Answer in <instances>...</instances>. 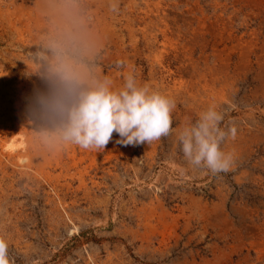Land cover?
I'll list each match as a JSON object with an SVG mask.
<instances>
[{"label": "rangeland", "instance_id": "374dc122", "mask_svg": "<svg viewBox=\"0 0 264 264\" xmlns=\"http://www.w3.org/2000/svg\"><path fill=\"white\" fill-rule=\"evenodd\" d=\"M42 2L0 0V236L12 264H264V0H85L98 72L169 96L173 131L55 151L27 119L43 87L29 73ZM210 107L236 128L221 145L226 172L190 165L178 139ZM12 136L21 150L4 149Z\"/></svg>", "mask_w": 264, "mask_h": 264}, {"label": "clouds", "instance_id": "9594fccd", "mask_svg": "<svg viewBox=\"0 0 264 264\" xmlns=\"http://www.w3.org/2000/svg\"><path fill=\"white\" fill-rule=\"evenodd\" d=\"M116 10V6H112ZM45 27L31 52L36 74L43 82L29 98L27 119L42 148L70 146L105 149L118 134L123 146L151 144L173 131L175 102L169 96L138 84L129 74L123 86L101 75L96 66L99 39L85 0H43ZM223 114L210 107L199 120L180 131L178 139L188 163L213 173L226 172L234 158L222 150L229 132L221 127ZM0 264H12L9 244L0 236Z\"/></svg>", "mask_w": 264, "mask_h": 264}, {"label": "bare ground", "instance_id": "6f19581e", "mask_svg": "<svg viewBox=\"0 0 264 264\" xmlns=\"http://www.w3.org/2000/svg\"><path fill=\"white\" fill-rule=\"evenodd\" d=\"M155 8H157V7H155ZM161 9V8H160ZM13 137V136H12ZM22 138H23V136H21V139L20 140H17V137H13V139L9 142V143H6V145H5V150H9V151H15V150H17L18 148H20V147H22V146H24V142L22 141ZM20 150H21V148H20ZM17 152V151H16ZM19 152V151H18ZM23 152H24V150H23ZM22 152V153H23ZM2 157V156H1ZM10 157V156H9ZM8 157V158H9ZM22 157V156H21ZM3 158V157H2ZM20 160H22V159H20ZM26 160V159H25ZM22 162H24V161H22Z\"/></svg>", "mask_w": 264, "mask_h": 264}]
</instances>
